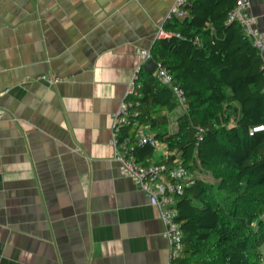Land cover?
<instances>
[{
    "label": "crops",
    "instance_id": "crops-1",
    "mask_svg": "<svg viewBox=\"0 0 264 264\" xmlns=\"http://www.w3.org/2000/svg\"><path fill=\"white\" fill-rule=\"evenodd\" d=\"M175 1L0 0V264H172L112 140Z\"/></svg>",
    "mask_w": 264,
    "mask_h": 264
},
{
    "label": "trees",
    "instance_id": "trees-1",
    "mask_svg": "<svg viewBox=\"0 0 264 264\" xmlns=\"http://www.w3.org/2000/svg\"><path fill=\"white\" fill-rule=\"evenodd\" d=\"M234 4L187 0V16L164 24L172 37L153 45L152 59L172 75L186 108L157 70L149 74L143 65L132 98L136 115L118 135L147 165L154 150L135 139L138 127H147L171 152L159 163L180 162L192 175L177 204L184 249L173 264L264 259V130L252 134L264 126V59L241 26L227 22Z\"/></svg>",
    "mask_w": 264,
    "mask_h": 264
},
{
    "label": "built area",
    "instance_id": "built-area-1",
    "mask_svg": "<svg viewBox=\"0 0 264 264\" xmlns=\"http://www.w3.org/2000/svg\"><path fill=\"white\" fill-rule=\"evenodd\" d=\"M187 0H176L171 10L165 16L163 23L157 33L156 40L167 39L172 34L164 29V24L175 19H184L187 12L183 6ZM251 0H235L233 8L228 13L227 22L237 23L241 26L245 36H247L254 47L259 51L264 59V34L257 25V19L251 12ZM142 65L135 70L132 81L125 93L118 112L114 115L113 124V145L116 148L115 159L119 163L120 172L124 177L132 179L138 189L145 194L150 202L156 206L160 213V219L164 225V236L170 249L171 263L173 264L182 254L184 249L182 223L178 220L179 212L177 208L178 200L183 195L187 182L192 175L186 167L178 162L173 165L159 163L162 159H167L171 155L166 144L158 140L147 127H138L135 133L136 144L138 146H150L158 152L161 159L153 160L150 164H143L137 161L134 156V145L129 139L120 141L119 132L122 127L132 124V109L134 102L132 98L138 95V78L143 65L152 59L151 50H140ZM157 74L159 80L168 86H172V75L161 65H158ZM59 78H52L51 83L59 82ZM182 108H186V101L183 91L172 86ZM5 110L0 108V120L5 116ZM264 130V126L254 128V132ZM202 131V130H200Z\"/></svg>",
    "mask_w": 264,
    "mask_h": 264
},
{
    "label": "water",
    "instance_id": "water-1",
    "mask_svg": "<svg viewBox=\"0 0 264 264\" xmlns=\"http://www.w3.org/2000/svg\"><path fill=\"white\" fill-rule=\"evenodd\" d=\"M157 68H158V64L153 59L149 60L144 65L145 71L149 74H154Z\"/></svg>",
    "mask_w": 264,
    "mask_h": 264
},
{
    "label": "rangeland",
    "instance_id": "rangeland-1",
    "mask_svg": "<svg viewBox=\"0 0 264 264\" xmlns=\"http://www.w3.org/2000/svg\"><path fill=\"white\" fill-rule=\"evenodd\" d=\"M184 109V108H183ZM182 109H180L181 111ZM179 111V112H180ZM177 128V124H176V119H172V123H171V126H170V129L171 130H175ZM206 177H209V176H206ZM262 252L264 253V246L261 248ZM262 264H264V259H263V262Z\"/></svg>",
    "mask_w": 264,
    "mask_h": 264
}]
</instances>
